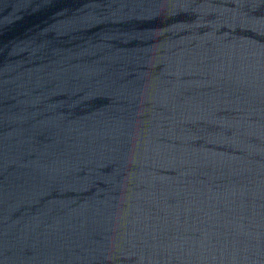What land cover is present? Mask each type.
<instances>
[{
    "label": "water",
    "instance_id": "water-1",
    "mask_svg": "<svg viewBox=\"0 0 264 264\" xmlns=\"http://www.w3.org/2000/svg\"><path fill=\"white\" fill-rule=\"evenodd\" d=\"M0 264H264V0H0Z\"/></svg>",
    "mask_w": 264,
    "mask_h": 264
}]
</instances>
